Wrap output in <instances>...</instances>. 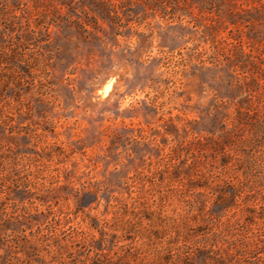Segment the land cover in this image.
<instances>
[{"label":"rangeland","instance_id":"rangeland-1","mask_svg":"<svg viewBox=\"0 0 264 264\" xmlns=\"http://www.w3.org/2000/svg\"><path fill=\"white\" fill-rule=\"evenodd\" d=\"M0 264H264V0H0Z\"/></svg>","mask_w":264,"mask_h":264},{"label":"bare ground","instance_id":"bare-ground-1","mask_svg":"<svg viewBox=\"0 0 264 264\" xmlns=\"http://www.w3.org/2000/svg\"><path fill=\"white\" fill-rule=\"evenodd\" d=\"M105 91H106V89H105Z\"/></svg>","mask_w":264,"mask_h":264}]
</instances>
